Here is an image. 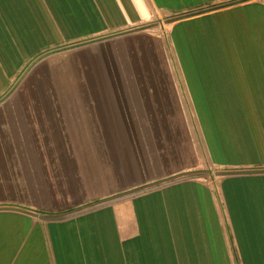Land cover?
Here are the masks:
<instances>
[{"label":"crops","instance_id":"0c3cea01","mask_svg":"<svg viewBox=\"0 0 264 264\" xmlns=\"http://www.w3.org/2000/svg\"><path fill=\"white\" fill-rule=\"evenodd\" d=\"M231 1L0 0V100L46 49ZM171 24L62 49L72 74L75 57L86 67L82 97L0 103V264H264V172L192 174L203 147L213 168L264 169V0ZM155 41L177 66L120 78L131 52L112 44L148 55ZM179 107L200 136L190 153Z\"/></svg>","mask_w":264,"mask_h":264},{"label":"rangeland","instance_id":"374dc122","mask_svg":"<svg viewBox=\"0 0 264 264\" xmlns=\"http://www.w3.org/2000/svg\"><path fill=\"white\" fill-rule=\"evenodd\" d=\"M179 15H181V13H175V12L174 13H164V12L160 13L159 12V13H157V15L154 19H151L145 23H141L140 25H136V26L129 27L126 29H122L119 32L117 31L118 34L112 35L110 37L102 38L104 36L111 35L112 33L100 35V36L94 37V38L82 39V40H78L76 42H70V43H66V44L60 45L58 47H55V49L61 51L60 53H57V55H55V56H49V55H51V53H53L57 50H55L54 48L53 49L52 48L46 49L45 51L39 53V55H37L36 57L29 59L28 63L20 69L21 70L20 73L13 75V88H14V86L17 84V82L19 81L21 76L24 75L25 71L30 67V65L32 63H34L35 60L37 58H39L40 56H42L46 53H49L48 55L39 59L36 63H34L29 68V71L24 75L23 79L20 80V82L16 85V87L11 91V93L7 97H9V96H12V97H33V98L34 97H36V98L54 97V98H60V99H62V98L69 99V98L74 96L73 91L76 92L74 97H76V96L82 97L83 92H82L81 87H83V84L86 81V77L84 74L86 67L83 64L80 65V61L75 57L74 60H75V64L77 66H75L73 68V70L76 72H75V74H72L71 73V67L69 66V60H68V54H67L68 52H66V51L62 52L61 48L75 45L73 47L67 48V50L72 51L75 48L77 49L78 46H81V45L88 43V42H93V41H91L92 39H94V41H98V40L99 41L100 40L109 41V40H107L108 38H112L113 36H117V35H120L121 37L126 36V34L131 32V31L125 32L126 30L133 29V28H140V27H143L142 29L145 30L144 33H147V35H149L151 37H152V35H156L157 33L169 34L170 27L172 25L171 23L174 21L175 17H177ZM95 39H97V40H95ZM160 42H161V44L156 42L157 47L153 46L154 49L156 48V51L153 49L154 51L153 50H152V52L150 51V53L148 55L145 52L141 51L140 48L129 47L128 46L129 42L127 44L126 43L121 44L120 42H115L112 44L111 47L109 46L111 49L115 44H117L118 47L123 46L124 51L126 50L127 52H131V55L124 52V55H117L116 56L118 64L122 66L121 67L122 71L119 74V77L120 78L124 77L123 80H127V79H125V77H127L129 80L136 81V82H138V81L144 82L145 80H147V81L159 80V77H163V75L162 74H154L153 69L156 71H161L160 67H162L164 65H169V66L171 65V68L175 65L177 66V60H176L174 54H171V57L169 56L170 51H169V45L167 43L169 41H167L166 44L163 41H160ZM163 43L166 45V47L162 46ZM105 48H107V47H105ZM137 57H138L139 61L137 60ZM107 58L109 59V62H108ZM107 58H106V63L108 62L107 64L115 63V58H112L111 60H110L109 56H107ZM165 59H166V64H164V62H163V60H165ZM138 71H139V73H138ZM171 76H172L171 80L173 82L179 80L178 75H176V73H174V70H172ZM74 83H76V84H74ZM21 85H23L22 87H24L23 89L20 88L22 90L19 89V87H21ZM26 86L28 87V89H26ZM74 86L76 87V91L71 89ZM173 108H174V106H173ZM178 110H179L178 111L179 114H182V115L185 114L186 120L182 116H180L178 121L172 123L173 124L172 129L174 132L177 133L178 132L177 128H179V126H180L181 130L183 132L185 130L184 125L186 124V131H187V137H186V141H185L186 144L182 140V146H187L188 152L190 153V151L194 145L199 147V143H198L197 139L198 138L200 139V136H199L198 132H196L197 129H196L195 119L193 117L191 107H184V110H181V108L179 107ZM172 113L173 114L175 113L174 110H172ZM59 116L62 119H64V121H65L64 114L62 111L59 112ZM65 116L67 117L68 115L65 114ZM174 125H176V127ZM197 136H198V138H197ZM95 140H98V141L100 140L99 132H97V138ZM44 141H45L44 144L47 147H50V145H52V144L57 145V143L54 142L52 140V138H45ZM39 142H40V144L41 143L43 144V141H39ZM203 149H204V155H203L204 160H203L202 166L200 168L196 169L195 171H193L192 174L198 175V176H200L202 178H206L208 180L211 177L217 178L219 175V174H217V171L219 169L213 168L208 163L207 153H206L204 147H203ZM35 157H36L35 155H28L29 162L33 164V162H31V161H35ZM29 165H31V164H29Z\"/></svg>","mask_w":264,"mask_h":264},{"label":"water","instance_id":"95a60500","mask_svg":"<svg viewBox=\"0 0 264 264\" xmlns=\"http://www.w3.org/2000/svg\"><path fill=\"white\" fill-rule=\"evenodd\" d=\"M242 1H245V0H236V1H231V2H228V3H225V4H221V5H216V6H213V7H210L208 9H205V10H201V11H195V12H192V13H185V14H181L177 17H175L174 20H178V19H183V18H187V17H190V16H194L196 14H200V13H204V12H208V11H211V10H215V9H219V8H222V7H226V6H232V5H235V4H239L240 2ZM143 27H140V28H133V29H129V30H126L125 32H128V31H134V30H138V29H142ZM115 34H118V33H115ZM115 34H111V35H108V36H104L102 38H107V37H110L112 35H115ZM97 40V39H95ZM91 41H94V39H92ZM84 43V42H83ZM81 44V43H80ZM75 45H72V46H67V47H64V48H61V49H67V48H70V47H73ZM49 53H46L42 56H40L39 58H37L35 60L34 63H36L39 59H41L42 57L48 55ZM32 63L30 65V67L34 64ZM29 67V68H30ZM29 68L25 71L24 75L29 71ZM23 76H21V78L19 79V81L17 82V84L20 82V80L23 79ZM16 84V85H17ZM16 85L14 86V88L16 87ZM13 88V89H14ZM12 89V90H13ZM10 93H8L4 98H6ZM3 98V99H4ZM1 99L0 102L3 100ZM258 172H264V169H257V170H219L217 171V174L219 175H233V174H244V173H258Z\"/></svg>","mask_w":264,"mask_h":264}]
</instances>
